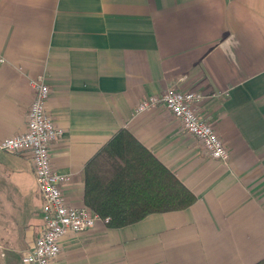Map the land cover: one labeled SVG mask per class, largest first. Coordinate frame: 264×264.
Segmentation results:
<instances>
[{
    "label": "crops",
    "instance_id": "1",
    "mask_svg": "<svg viewBox=\"0 0 264 264\" xmlns=\"http://www.w3.org/2000/svg\"><path fill=\"white\" fill-rule=\"evenodd\" d=\"M61 136L50 161L83 203L84 165L127 128L195 194L184 209L121 227L103 219L59 241L50 264H253L264 258V0H0V140L26 129L35 92ZM168 87L200 94L196 112L229 151L212 158L162 106ZM30 153L0 149V264H26L42 226Z\"/></svg>",
    "mask_w": 264,
    "mask_h": 264
},
{
    "label": "built area",
    "instance_id": "2",
    "mask_svg": "<svg viewBox=\"0 0 264 264\" xmlns=\"http://www.w3.org/2000/svg\"><path fill=\"white\" fill-rule=\"evenodd\" d=\"M35 95L28 113L26 129L18 134L0 140V149L27 151L42 199V226L30 250L24 256L28 264H50L60 250L59 241L68 232H78L92 227L96 220L103 219L85 205L73 206L65 201L62 186L70 175L57 171L50 161V145L63 129L55 124L46 111L49 86L44 76L29 79ZM200 94L193 90H178L168 87L158 94L142 97L135 106L136 112H143L162 106L176 116L182 128L193 134L212 158L226 162L229 151L213 126L198 115L195 104ZM105 222L108 218L103 219Z\"/></svg>",
    "mask_w": 264,
    "mask_h": 264
},
{
    "label": "trees",
    "instance_id": "3",
    "mask_svg": "<svg viewBox=\"0 0 264 264\" xmlns=\"http://www.w3.org/2000/svg\"><path fill=\"white\" fill-rule=\"evenodd\" d=\"M196 196L125 127L84 165L83 203L121 227L152 212L184 209ZM253 264H264V258Z\"/></svg>",
    "mask_w": 264,
    "mask_h": 264
},
{
    "label": "rangeland",
    "instance_id": "4",
    "mask_svg": "<svg viewBox=\"0 0 264 264\" xmlns=\"http://www.w3.org/2000/svg\"><path fill=\"white\" fill-rule=\"evenodd\" d=\"M26 264H28V263H26Z\"/></svg>",
    "mask_w": 264,
    "mask_h": 264
}]
</instances>
